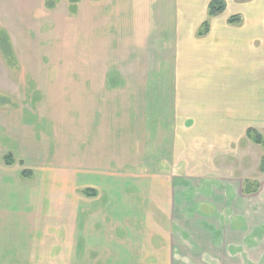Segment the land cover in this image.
<instances>
[{
	"label": "crops",
	"instance_id": "1",
	"mask_svg": "<svg viewBox=\"0 0 264 264\" xmlns=\"http://www.w3.org/2000/svg\"><path fill=\"white\" fill-rule=\"evenodd\" d=\"M212 1L0 0V264H52L37 237L52 218L76 235L77 264H176L186 246L222 260L243 245L244 199L264 185L248 138L264 132V0L209 18ZM71 105L76 133L66 125L51 157L71 120L54 113Z\"/></svg>",
	"mask_w": 264,
	"mask_h": 264
},
{
	"label": "rangeland",
	"instance_id": "2",
	"mask_svg": "<svg viewBox=\"0 0 264 264\" xmlns=\"http://www.w3.org/2000/svg\"><path fill=\"white\" fill-rule=\"evenodd\" d=\"M16 76H18V74H16L15 77ZM58 93L60 92H52V97H54ZM32 96L35 98V95L33 94L30 95L28 93L27 95H25V97L30 100L33 98ZM28 105L30 107H33L31 101L28 102ZM88 107L86 106L85 109H87ZM57 111L59 112H55V116H63V118L64 116H69L71 117L72 121L65 120L64 126H62V123L58 124V135H55L53 137L50 142L51 146H48V150H50V154L49 152L48 154L51 155V157L53 156V152L56 154V151H54V149L58 150L57 153L63 151V149L61 148L63 144L60 137L65 132L66 125L71 128V131L73 133H76L75 121H78V110L76 106H60ZM32 118L33 116H31V119ZM57 121L58 120L55 119L56 123L54 122L55 124L53 125L55 126V128L57 127ZM48 125L50 126V123H48V121L39 119L38 131H48ZM262 133L264 135V132ZM39 153L40 152L38 149L37 156L39 155ZM243 204L244 206H246L244 217L247 219L246 223L249 224V226L246 227L244 235L245 242L243 243V245L240 244L237 250L230 251L228 257L224 255L222 257V260H215V258L211 257L209 252H201L200 255H198L197 252L188 250L186 246V249H184L185 251H178L177 253H174L173 251L171 252L173 253V256L175 255L174 258L177 259L176 264H264V185L263 193H259L254 197L244 199ZM58 205L59 204L54 203V209L55 207L58 208ZM54 209L53 211L55 212ZM48 221H50L51 223L49 224L50 226L38 229L39 232H41L37 235L38 240L40 239L38 242V259L41 255L40 261L44 262L43 255L46 254V261L52 262V264H77L78 249L76 235H68L67 230L60 227V219L52 218L51 220H47V222ZM9 228L13 227L10 226L8 228H5V230H8ZM75 230V227H69L68 232H75ZM3 237L4 236L0 237V243H2ZM5 245L10 247L15 245L16 248L20 247L22 255L24 254L23 251H27L26 241L24 237H22L20 242L16 240L15 244L13 241L10 242L9 240H7V237H5ZM5 254L11 256L14 255V252L6 251ZM3 256V253H0V258H2ZM94 258H97V255H94ZM98 259L96 261H99ZM141 259H144V257H142ZM149 262L151 261L149 260Z\"/></svg>",
	"mask_w": 264,
	"mask_h": 264
},
{
	"label": "trees",
	"instance_id": "3",
	"mask_svg": "<svg viewBox=\"0 0 264 264\" xmlns=\"http://www.w3.org/2000/svg\"><path fill=\"white\" fill-rule=\"evenodd\" d=\"M226 10V2L224 0H213L210 5H209V9H208V16L209 18H213L216 17L218 15H220L221 13H223ZM242 21V17L241 16H235L232 17L229 20V24L233 25V24H239ZM210 31V21L208 19V21H206L202 27L200 28L199 32H198V36L199 37H203L205 35H207ZM0 50L6 55V57L8 56L9 52L11 51V46L9 43V39L7 34L4 32V30L0 29ZM248 138L253 141L256 145H259L263 148L264 150V135L256 130V129H250L248 131ZM5 163L7 165H14L16 162L14 160V158L11 155H7L5 157ZM29 172L24 171L23 175L27 174L28 175ZM260 173L264 174V157L262 158V162H261V166H260ZM31 174V173H29ZM260 189V185L258 182H253V181H246L245 184V193L249 194V193H256L258 192V190ZM83 193H85L88 196H95V192H90V191H84Z\"/></svg>",
	"mask_w": 264,
	"mask_h": 264
}]
</instances>
